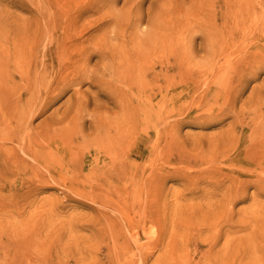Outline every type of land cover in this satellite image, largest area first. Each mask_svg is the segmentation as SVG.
I'll return each mask as SVG.
<instances>
[{
  "label": "rangeland",
  "instance_id": "374dc122",
  "mask_svg": "<svg viewBox=\"0 0 264 264\" xmlns=\"http://www.w3.org/2000/svg\"><path fill=\"white\" fill-rule=\"evenodd\" d=\"M35 28L72 29L71 40L91 55L82 58V76L45 110L53 87L37 93L21 122L10 123L11 108L0 107V264H264V175H236L244 159L258 171L264 166V0H0V75L17 78L16 50ZM231 43L258 47L247 87L221 123H183L197 115L188 98L222 80L224 70L234 77L225 88L237 86L235 71L246 67L225 62L229 51L219 57ZM9 94L0 77L1 101ZM149 99L151 110L164 102L158 119L140 114ZM105 101L100 110L96 102ZM139 114L151 131L145 146L158 126L162 151L128 172L127 191L138 202L120 211L104 204L102 195L116 190L98 187L94 169L77 171L70 156L55 153L37 163L17 144L27 132L45 138L47 151L88 149L81 159L88 164L98 159L93 145ZM229 135L256 150L224 158L233 174L200 177L203 156H223L206 144L229 145Z\"/></svg>",
  "mask_w": 264,
  "mask_h": 264
},
{
  "label": "bare ground",
  "instance_id": "6f19581e",
  "mask_svg": "<svg viewBox=\"0 0 264 264\" xmlns=\"http://www.w3.org/2000/svg\"><path fill=\"white\" fill-rule=\"evenodd\" d=\"M50 1L51 0H41V3L48 4ZM42 17L43 19L40 20V22L42 24H47L48 21L46 19H49V14L46 13L42 15ZM62 30V28H35L28 36L24 37L22 44L16 50V54L19 56L15 66V70L18 73L17 78H7L4 74L0 75L6 92L8 94L10 93L4 97L3 101H1L0 97V107L4 106L11 108L10 117L13 119L10 123H14L15 120L17 123L26 120L27 115L32 113L31 108L38 99V92L44 91V93L48 95L52 87L54 89L53 92H56L55 95L45 100L41 110L43 111L51 103L58 100L69 86L82 76L80 70H85V65H81V62L85 61V59L82 60V58L85 57L88 59L91 54L86 52L87 50H80L75 42L71 40L75 39V37L71 38L70 36L75 33L74 30L70 29L67 32H61ZM49 39L51 41H48ZM257 50L258 47H242L240 43H231L229 47H224L219 57L222 56L225 51H229V53L222 57L225 62H230L232 59L237 61L236 66L238 68H241L242 65L246 67L243 71H238V73L235 71L236 74H239V80L236 81L237 86L232 88L231 92L225 88L226 82H231L234 77L231 70H224V75H222L221 78L225 77L222 80L209 81L210 85L206 86V88L194 99H192V95L188 98L189 103H191V105L188 106L194 107L197 115L192 119H185L182 122L205 126L206 128H210L216 123H221L224 116H227L229 111L233 109L237 97H239L240 93L244 91L248 85L247 76L252 74L254 63H257ZM248 59L250 61H248ZM55 65H57V68L53 78H51V85L49 84V86L47 83L50 81L51 73L53 69H55ZM0 71L3 72L1 64ZM103 89L104 88H100L98 92L101 99L105 97ZM194 93H196V90ZM263 98L260 99V108L262 110H264ZM107 99L110 100L108 97ZM150 101L149 99L148 105L145 110L140 111V114H142L143 118L151 114L158 119L160 111L163 109L164 102L162 101L159 103L158 101L157 104L154 103L155 109L151 110ZM108 103V101H105V103L96 102V105L102 110L105 109V105ZM170 106L174 107V104ZM84 107L85 104L78 107L77 114H79L80 110ZM202 109H204V113L206 114L201 112ZM174 111L175 113L177 112L176 107H174ZM140 114L135 116L132 121L125 124L120 134H108L107 140L101 141L98 145H93L91 151L93 155H98V159L88 164H86L84 160H81L85 153H89L88 149L82 150L75 147L70 148L71 151H61L58 149L54 150V152L47 151V147L50 146V144H46L47 140L45 138L42 139L41 142L35 141L29 137L27 132L17 144L32 161L37 163L45 161L47 155L55 153V158L58 157L61 159V157L70 156L74 161V168L77 171L94 169L93 172H96V179H98V183H100L98 187H103L105 189V187L113 186L110 189L116 190L114 194L109 192L108 195H102L104 204H113L114 207L120 211L123 206L138 202L134 199V196H129L130 193L127 191L129 182L128 172L138 170L141 165L139 158L153 160L155 157L159 156L162 151L160 128L158 126L154 127L153 141L149 146H145L144 143L148 137H143L150 136L151 131L149 129L147 130V125L140 120ZM176 124H178V121H176ZM236 129H238L236 126L233 127V130ZM229 136H231L229 145L219 140L212 143L209 141L206 144L208 147L213 148L214 155H216L220 149L222 150L220 155L223 154V156L209 160H206L207 156H203L202 159L204 160L203 163L205 167L199 171L198 175H200V177L209 178L213 175L223 177L225 175L224 171L233 174L232 171L224 170V158H226L227 155L233 156L236 153L244 156L249 151L256 150L255 143L240 147L237 135ZM255 137L256 136L251 135L249 141ZM256 153L257 151L255 154ZM133 156H135L138 161L132 162L130 158ZM238 163L239 170L236 174L237 176L250 174L251 177H255L257 174L264 175L261 174L264 173V166L263 169L258 171V163L255 164L253 161H248L246 159H244V161H238ZM129 200H131V202ZM129 227L133 229L130 222ZM135 228V236L139 239L144 238L141 224H138Z\"/></svg>",
  "mask_w": 264,
  "mask_h": 264
}]
</instances>
